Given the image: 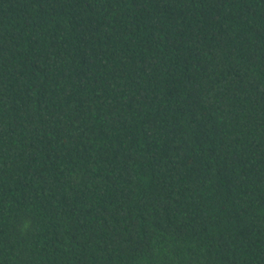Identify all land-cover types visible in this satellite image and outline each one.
I'll list each match as a JSON object with an SVG mask.
<instances>
[{"label":"trees","instance_id":"1","mask_svg":"<svg viewBox=\"0 0 264 264\" xmlns=\"http://www.w3.org/2000/svg\"><path fill=\"white\" fill-rule=\"evenodd\" d=\"M0 264H264V0H0Z\"/></svg>","mask_w":264,"mask_h":264}]
</instances>
